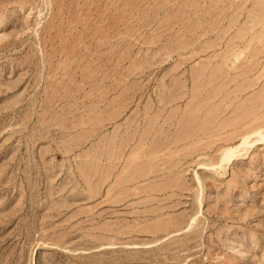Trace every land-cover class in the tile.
I'll return each mask as SVG.
<instances>
[{
	"label": "rangeland",
	"instance_id": "obj_1",
	"mask_svg": "<svg viewBox=\"0 0 264 264\" xmlns=\"http://www.w3.org/2000/svg\"><path fill=\"white\" fill-rule=\"evenodd\" d=\"M0 264H264V0H0Z\"/></svg>",
	"mask_w": 264,
	"mask_h": 264
},
{
	"label": "bare ground",
	"instance_id": "obj_2",
	"mask_svg": "<svg viewBox=\"0 0 264 264\" xmlns=\"http://www.w3.org/2000/svg\"><path fill=\"white\" fill-rule=\"evenodd\" d=\"M228 153H229V152H228ZM228 153L226 154V158L230 156V153H229V154H228ZM231 155H232V153H231ZM226 158H225V159H226Z\"/></svg>",
	"mask_w": 264,
	"mask_h": 264
}]
</instances>
